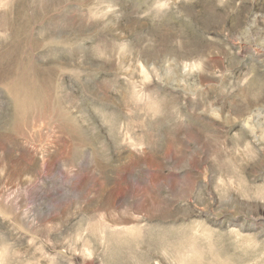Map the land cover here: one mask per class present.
Masks as SVG:
<instances>
[{
  "label": "rangeland",
  "instance_id": "1",
  "mask_svg": "<svg viewBox=\"0 0 264 264\" xmlns=\"http://www.w3.org/2000/svg\"><path fill=\"white\" fill-rule=\"evenodd\" d=\"M0 264H264V0H0Z\"/></svg>",
  "mask_w": 264,
  "mask_h": 264
}]
</instances>
